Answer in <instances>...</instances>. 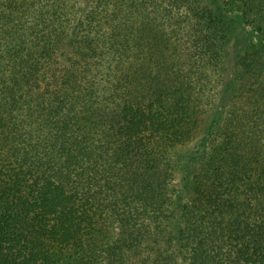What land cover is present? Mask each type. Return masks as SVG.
<instances>
[{"label": "trees", "instance_id": "trees-1", "mask_svg": "<svg viewBox=\"0 0 264 264\" xmlns=\"http://www.w3.org/2000/svg\"><path fill=\"white\" fill-rule=\"evenodd\" d=\"M0 264H264V0H0Z\"/></svg>", "mask_w": 264, "mask_h": 264}, {"label": "rangeland", "instance_id": "rangeland-1", "mask_svg": "<svg viewBox=\"0 0 264 264\" xmlns=\"http://www.w3.org/2000/svg\"><path fill=\"white\" fill-rule=\"evenodd\" d=\"M238 27H240V28H243V30H244V33L236 40L237 42H236V46H237V48H240L241 47V45H242V42L243 41H246V39L248 38V37H250L251 38V36L253 35V33L251 34V32H248V34H247V30L248 31H250V28L247 26V25H245V24H243V23H240V24H238ZM250 33V34H249ZM253 37V36H252Z\"/></svg>", "mask_w": 264, "mask_h": 264}]
</instances>
